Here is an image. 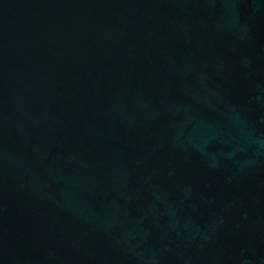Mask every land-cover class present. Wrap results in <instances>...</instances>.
<instances>
[{"label": "water", "instance_id": "1", "mask_svg": "<svg viewBox=\"0 0 264 264\" xmlns=\"http://www.w3.org/2000/svg\"><path fill=\"white\" fill-rule=\"evenodd\" d=\"M0 264H264V0H0Z\"/></svg>", "mask_w": 264, "mask_h": 264}]
</instances>
